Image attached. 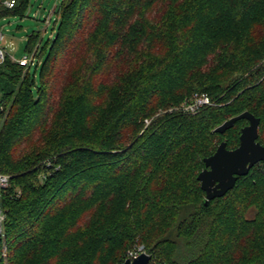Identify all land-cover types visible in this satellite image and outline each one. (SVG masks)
Listing matches in <instances>:
<instances>
[{
	"label": "trees",
	"instance_id": "1",
	"mask_svg": "<svg viewBox=\"0 0 264 264\" xmlns=\"http://www.w3.org/2000/svg\"><path fill=\"white\" fill-rule=\"evenodd\" d=\"M0 5L5 12L25 9ZM38 63L0 64V264H264V161L205 204L198 179L261 119L264 0H61ZM52 20V19H51ZM212 104L182 107L196 95Z\"/></svg>",
	"mask_w": 264,
	"mask_h": 264
},
{
	"label": "water",
	"instance_id": "2",
	"mask_svg": "<svg viewBox=\"0 0 264 264\" xmlns=\"http://www.w3.org/2000/svg\"><path fill=\"white\" fill-rule=\"evenodd\" d=\"M240 119L249 123L241 129L240 143L236 148H228L222 141L216 152L204 159L205 168L198 179L206 192L205 204L216 197L224 196L233 189L240 176L247 175L257 163L264 161V144L259 139L261 119L250 111H244L219 125L215 131L224 133ZM152 256L146 251L135 258H128L123 264H150Z\"/></svg>",
	"mask_w": 264,
	"mask_h": 264
},
{
	"label": "rangeland",
	"instance_id": "3",
	"mask_svg": "<svg viewBox=\"0 0 264 264\" xmlns=\"http://www.w3.org/2000/svg\"><path fill=\"white\" fill-rule=\"evenodd\" d=\"M60 2L61 0H29L24 10L5 12L0 16V31L4 33L1 46L7 57L19 60L27 55L29 37L33 33H40L43 37L42 45H45L53 34V22L57 17L54 11ZM9 44L15 46L14 52L9 51ZM140 249L148 252L144 244L137 245L126 253L123 263Z\"/></svg>",
	"mask_w": 264,
	"mask_h": 264
},
{
	"label": "built area",
	"instance_id": "4",
	"mask_svg": "<svg viewBox=\"0 0 264 264\" xmlns=\"http://www.w3.org/2000/svg\"><path fill=\"white\" fill-rule=\"evenodd\" d=\"M17 4H18V0H0V5L8 8H14L15 6H17ZM3 38H4V33L0 31V64L4 62V60L7 58L4 48L1 46V41ZM35 51L36 50L29 52L27 55H25L19 60L15 59L14 57H9V58L13 62H17L22 66L30 67L38 63V60L35 55ZM212 103H213L212 100L207 94H202V95H196L191 102L185 103L182 108L189 113L195 114L203 106L210 105ZM10 179H11V175L0 172V198L2 196V191L7 190L8 187L10 186ZM6 220H7V210L0 201V241L5 237ZM142 252L144 251L140 249L139 251L132 253V258L138 256Z\"/></svg>",
	"mask_w": 264,
	"mask_h": 264
},
{
	"label": "clouds",
	"instance_id": "5",
	"mask_svg": "<svg viewBox=\"0 0 264 264\" xmlns=\"http://www.w3.org/2000/svg\"><path fill=\"white\" fill-rule=\"evenodd\" d=\"M8 46V48H9V51L10 52H14L16 49H15V46L14 45H12V44H9V45H7ZM133 258H135V257H133Z\"/></svg>",
	"mask_w": 264,
	"mask_h": 264
}]
</instances>
